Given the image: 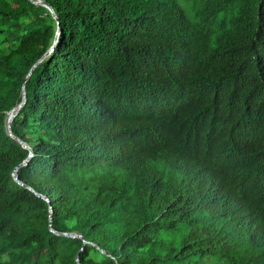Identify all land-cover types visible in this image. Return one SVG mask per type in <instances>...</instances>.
Masks as SVG:
<instances>
[{"label":"trees","instance_id":"obj_1","mask_svg":"<svg viewBox=\"0 0 264 264\" xmlns=\"http://www.w3.org/2000/svg\"><path fill=\"white\" fill-rule=\"evenodd\" d=\"M37 1L0 0V264H212L206 247L213 261L228 248V264H264L251 245L193 225L167 188L134 176L129 151L160 160L152 140L110 123L166 75L156 63L167 55L192 71L203 64L207 81L244 72L242 96L263 99L264 0ZM23 89L11 129L33 156L19 166L30 149L7 122ZM221 95L216 122L241 120L256 132L240 116L251 105ZM202 117L208 136L222 131L224 121ZM114 149L122 161L108 162ZM252 207L264 211L260 201Z\"/></svg>","mask_w":264,"mask_h":264},{"label":"clouds","instance_id":"obj_2","mask_svg":"<svg viewBox=\"0 0 264 264\" xmlns=\"http://www.w3.org/2000/svg\"><path fill=\"white\" fill-rule=\"evenodd\" d=\"M56 42L45 55L53 50ZM167 56L169 58L156 63L157 69H167L166 75L136 93L133 108L120 110L110 121L129 129L140 127L152 140L160 160L147 163L129 151L134 176L140 179L142 174L154 180V184L167 188L165 191L175 196L174 203L182 199L186 208L182 215L190 218L193 225L216 227L233 243L251 245L255 252L264 255V211L252 207L253 201H260L264 206V98L257 99L250 92L242 96V92L249 89L246 88L249 75L244 72H236L222 81H207L203 64L202 70L192 71L186 60ZM169 79L175 82L167 84L165 81ZM225 89L234 107L236 102L251 105V110L240 116L252 122L256 132L246 131L241 120L216 122L214 116L225 106L221 95ZM23 93L22 102L9 113L7 130L10 135L13 132L8 128L9 118L15 112L16 116L26 102L25 89ZM202 112L211 116L209 120L214 125L224 121L222 131L208 136ZM14 138L30 149L29 157L19 165L22 166L33 156V151L20 137ZM114 138L120 142L118 137ZM111 157L108 162L123 158L115 149ZM19 166L13 173L15 180L19 177ZM20 181L25 185L21 178ZM51 220L50 215V225ZM62 234L82 237L77 233ZM208 249H205L204 261L228 264V248L223 250L222 262L213 261ZM261 258L264 257L256 260Z\"/></svg>","mask_w":264,"mask_h":264},{"label":"water","instance_id":"obj_3","mask_svg":"<svg viewBox=\"0 0 264 264\" xmlns=\"http://www.w3.org/2000/svg\"><path fill=\"white\" fill-rule=\"evenodd\" d=\"M37 3L44 4V5L48 6V7H50V6L48 5V3H47L46 1H44V0L37 1ZM50 8H51V7H50ZM52 10H53V9H52ZM52 12L54 13V11H52ZM58 34H59V33H58ZM57 36H58V35H57ZM18 110H19V107L16 108V111H18ZM16 113H17V112H15L14 114H12V115L10 116V118H9V125H8V128H9L10 132H11V121H12V119H13V117L15 116ZM11 135H12L13 137H15L12 133H11ZM16 180H18V182L21 183L19 177H17ZM51 222H52V220H51Z\"/></svg>","mask_w":264,"mask_h":264},{"label":"rangeland","instance_id":"obj_4","mask_svg":"<svg viewBox=\"0 0 264 264\" xmlns=\"http://www.w3.org/2000/svg\"><path fill=\"white\" fill-rule=\"evenodd\" d=\"M38 1H41V0H38Z\"/></svg>","mask_w":264,"mask_h":264}]
</instances>
